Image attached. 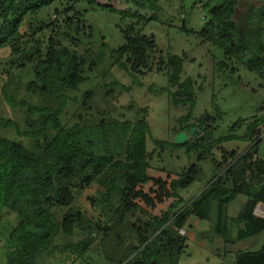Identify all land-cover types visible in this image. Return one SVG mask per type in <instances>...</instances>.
Returning <instances> with one entry per match:
<instances>
[{"label":"trees","instance_id":"16d2710c","mask_svg":"<svg viewBox=\"0 0 264 264\" xmlns=\"http://www.w3.org/2000/svg\"><path fill=\"white\" fill-rule=\"evenodd\" d=\"M106 1L0 0V52L6 53L0 61V101L20 113L18 122L0 117V222L3 211L16 220L8 230L0 229L4 264H38L43 258L71 264L89 254L90 264H178L186 251L185 233L179 231L184 232L190 216L208 221L213 203L218 211L213 236L225 244L232 242L229 223L237 226L235 241L264 234V218L254 215L258 204L264 206V161L258 156L264 102L262 113L254 107L255 114L237 119L226 135L216 136L215 123L223 113L213 100L211 115L192 118L196 95L204 87L189 78L180 80L185 55L163 58L154 37L141 33L145 25L159 22L164 2ZM252 1L257 5L247 26L256 33L237 25L241 0L193 4L191 8L206 10L204 24L193 31L183 22L180 29L212 49L217 71L247 94L250 90L236 76L238 67L254 74L264 89V0ZM118 2L131 10L120 9ZM91 13L119 18L120 44L109 48L101 34L99 43L89 45L71 37L73 30L80 38H91ZM101 67L91 88L90 73ZM113 68L138 87V78L153 70L165 75L166 87L150 93L166 94L173 107L186 108L172 136L197 129L182 145L150 140L157 150L171 145L192 160L168 183L148 175V110L140 109L142 117L131 122L109 109L107 99L113 101L115 87L130 91L115 80ZM8 132L15 138L7 137ZM230 143L239 145L226 149ZM207 160L210 179L198 193H189L195 183L200 186V164ZM148 183L152 186L145 191ZM93 186L98 189L88 197L89 206L82 205L79 197ZM180 192L191 199L184 200ZM238 196L252 205L228 218L226 208ZM169 200L164 211L152 213ZM233 264H264V241L256 252L236 254Z\"/></svg>","mask_w":264,"mask_h":264},{"label":"rangeland","instance_id":"374dc122","mask_svg":"<svg viewBox=\"0 0 264 264\" xmlns=\"http://www.w3.org/2000/svg\"><path fill=\"white\" fill-rule=\"evenodd\" d=\"M162 10L159 17V22H151L142 27L141 33L145 36H153L158 50L162 53V57L171 54L173 56L185 55L183 62V70L180 76V80L184 81L189 78L198 84H203L204 91L196 95V104L192 113V118H198L204 113L212 114V100L214 106H217L223 113L221 120L215 123L217 127L216 136L226 135L228 128L237 121L239 118H244L255 114L254 107L260 109L262 113L263 109L261 103L264 102V89L260 88V80L252 73L246 71L243 67H238V74L244 86H247L249 93H244L239 89L237 84H233L230 78L223 77L217 68L215 67V59L212 62L213 50L209 47H204L199 44V41L195 36H186L180 32L183 22L187 30L197 31L204 24V17L206 10L203 8H191L193 4L200 5L204 0H177L173 3L169 0H160ZM100 3L107 4L106 0H100ZM252 0H241L240 8L236 11V14L243 13L248 6H256ZM122 10H131L122 2L116 4ZM143 13V12H141ZM92 14V13H91ZM148 17V14L145 15ZM88 21L90 24H94L99 35L104 37L107 46L111 49L115 48L121 42L120 28L122 24L119 22V18L108 14H92L89 15ZM218 57L221 58V53L214 50ZM5 52H0V61L4 59ZM216 57V58H218ZM157 58V57H156ZM158 62V60H156ZM103 70V67L97 69V72L90 73V87H94L98 80L95 77ZM87 71L85 72V74ZM115 80L126 88L129 87L130 91L125 93L120 90L119 87L114 88L113 101H108V105L111 109H115L118 113L124 115L125 120L133 122L136 119L142 117L140 109L146 108L147 124L150 130V139L146 141V150L152 153V160L150 161L149 177L151 179H159L164 182H169L170 179L175 178V175L181 172V169L192 163V160L188 161L185 157L183 150H180L174 146L168 145L164 150L160 151L154 148L151 143V139L156 141H162L166 143H173L172 129L176 128V120L186 114V108L173 107L166 94L155 95L150 93V90H157L159 88L166 87L165 75L157 74L153 71L147 73L143 78H138L141 86H134L131 84V80L123 72H119L116 69H112ZM87 76V74H86ZM234 77V81L236 79ZM230 82V83H229ZM79 91L73 93V95H79ZM100 95L97 96V101H100ZM99 108L104 109L105 104L97 103ZM119 110V111H118ZM117 114V113H115ZM0 117L11 118L14 121H19L20 113L18 111H10L2 106L0 101ZM9 138H15V135L11 132L5 134ZM176 146V144H174ZM236 143H230L226 149H233L236 147ZM258 156L264 161V140L262 141ZM193 159V158H192ZM202 176L201 182L194 184L189 188L188 192H197L202 189L201 185H204L210 179L211 165L207 160L200 164ZM168 176V177H167ZM151 183H148L144 190L147 191L151 187ZM98 188L93 186L87 189L79 197V202L84 206H89L88 197L95 195V191ZM179 195L184 200L191 199V195L186 192H180ZM194 196V195H193ZM171 201L164 202L157 205L153 214H158L164 211ZM246 204V203H245ZM244 204V205H245ZM244 207V206H243ZM242 207V209H243ZM240 209V208H239ZM229 212V211H228ZM256 217L264 218V206L258 204L254 209ZM260 214V216H258ZM13 227L16 225L14 216L7 211H3L1 215L0 229L1 231L8 230V226ZM186 238V251L182 255L178 264H228V257L232 255L235 257L238 253L243 252H256L260 249L263 241L264 234L259 236L235 241V235L237 232V226L234 223H229L228 239L232 240L230 244H225L220 236H214L213 240H209L204 236L208 234L210 230L209 220L199 219L195 216H190L187 220L185 228L183 229ZM0 234H3L0 233ZM1 243V241H0ZM1 248V245H0ZM2 251L0 250V264H4ZM38 264H66L61 262H50L44 258L41 259ZM71 264H90V254L80 260L79 263L74 262Z\"/></svg>","mask_w":264,"mask_h":264},{"label":"water","instance_id":"95a60500","mask_svg":"<svg viewBox=\"0 0 264 264\" xmlns=\"http://www.w3.org/2000/svg\"><path fill=\"white\" fill-rule=\"evenodd\" d=\"M250 10H251V7L248 6L243 13L236 15V22H237L238 27L241 30L250 31V32L252 31L256 33L257 32L256 29L250 30L247 26V16ZM91 27H92V36L89 39L78 37L73 30L70 31L69 34L71 35V37H73L74 39H76L83 45L99 43L100 42L99 31L94 24H92ZM196 132H197V129L195 128L190 129L188 132H179L173 137V143L176 145H182L186 143L187 141H189L195 135ZM199 139L202 140L203 136H199ZM251 205H252V201L248 200L242 210L246 211ZM208 217H209V222H210V230L208 234H206L205 237H207V239L210 240L214 235L215 228L218 222V211H217L216 203H213L212 206L210 207Z\"/></svg>","mask_w":264,"mask_h":264},{"label":"crops","instance_id":"0c3cea01","mask_svg":"<svg viewBox=\"0 0 264 264\" xmlns=\"http://www.w3.org/2000/svg\"><path fill=\"white\" fill-rule=\"evenodd\" d=\"M246 202H247V200H246L245 197L238 196L235 199V201L226 208L225 215H227L228 218H234L238 214L239 208L241 209ZM205 238H207V237H205ZM213 238H214V236L211 239L213 240ZM0 245H1V243H0ZM227 263L228 264H233L234 263V257L232 255H230L228 257Z\"/></svg>","mask_w":264,"mask_h":264},{"label":"built area","instance_id":"2783aa9c","mask_svg":"<svg viewBox=\"0 0 264 264\" xmlns=\"http://www.w3.org/2000/svg\"><path fill=\"white\" fill-rule=\"evenodd\" d=\"M255 215V214H254ZM257 216V215H256ZM258 216H260V214H258ZM262 218V217H261ZM179 234L180 235H184V232L183 231H179Z\"/></svg>","mask_w":264,"mask_h":264},{"label":"flooded vegetation","instance_id":"af4514ba","mask_svg":"<svg viewBox=\"0 0 264 264\" xmlns=\"http://www.w3.org/2000/svg\"><path fill=\"white\" fill-rule=\"evenodd\" d=\"M236 15H239V14H236ZM236 15H235V17H236Z\"/></svg>","mask_w":264,"mask_h":264}]
</instances>
